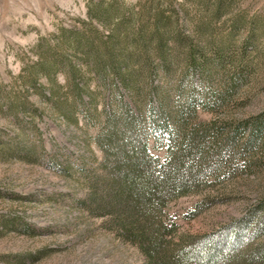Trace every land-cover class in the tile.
I'll return each mask as SVG.
<instances>
[{
	"label": "rangeland",
	"instance_id": "1",
	"mask_svg": "<svg viewBox=\"0 0 264 264\" xmlns=\"http://www.w3.org/2000/svg\"><path fill=\"white\" fill-rule=\"evenodd\" d=\"M115 65L123 99L191 95L192 124L233 133L216 176L166 207L171 246L233 226L222 264H264V0H0V264H145L75 204Z\"/></svg>",
	"mask_w": 264,
	"mask_h": 264
},
{
	"label": "trees",
	"instance_id": "2",
	"mask_svg": "<svg viewBox=\"0 0 264 264\" xmlns=\"http://www.w3.org/2000/svg\"><path fill=\"white\" fill-rule=\"evenodd\" d=\"M126 70L121 65L108 70L112 86L95 136L101 158L86 174L87 189L75 204L103 217L121 240L139 249L145 264H222L233 250V226L171 246L177 224L166 207L216 176L233 145V133L216 131L209 137L210 127L192 124L196 101L191 95L172 106L167 95L149 87L144 107L123 99ZM152 149L163 150V156ZM68 166L66 162L63 168ZM207 206L199 202L189 217Z\"/></svg>",
	"mask_w": 264,
	"mask_h": 264
}]
</instances>
